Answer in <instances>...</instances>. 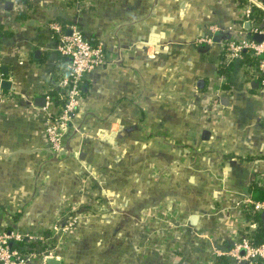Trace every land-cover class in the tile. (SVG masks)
I'll list each match as a JSON object with an SVG mask.
<instances>
[{"label": "crops", "instance_id": "0c3cea01", "mask_svg": "<svg viewBox=\"0 0 264 264\" xmlns=\"http://www.w3.org/2000/svg\"><path fill=\"white\" fill-rule=\"evenodd\" d=\"M53 21L106 58L60 151L37 105L67 68ZM263 29L264 0H0V230L65 214L52 264H250L232 247L258 229L236 202L264 187V86L224 43Z\"/></svg>", "mask_w": 264, "mask_h": 264}, {"label": "built area", "instance_id": "2783aa9c", "mask_svg": "<svg viewBox=\"0 0 264 264\" xmlns=\"http://www.w3.org/2000/svg\"><path fill=\"white\" fill-rule=\"evenodd\" d=\"M245 20L251 13L247 7ZM55 39L54 50L67 57V68L61 73L57 85L44 95L43 109L48 110L45 134L50 149L60 151L63 146V132L67 130L77 114L82 96L83 80L88 73L106 63L105 52L101 44H93L75 24L65 26L60 21L49 25ZM262 35L261 40L231 39L224 43L229 55L236 56L241 51H248L256 60L255 72L264 73V29L256 30ZM264 86V79L261 81ZM241 217L254 211L264 213V199L254 200L250 196L236 202ZM65 214H59L51 224L47 236L30 230H0V264H47V260L56 258L58 244L73 230L74 223L65 221ZM244 251L243 258L250 264H264V241L252 244L249 237H239L232 247L234 255ZM220 254L216 247L212 249V259L216 263Z\"/></svg>", "mask_w": 264, "mask_h": 264}, {"label": "trees", "instance_id": "16d2710c", "mask_svg": "<svg viewBox=\"0 0 264 264\" xmlns=\"http://www.w3.org/2000/svg\"><path fill=\"white\" fill-rule=\"evenodd\" d=\"M255 17V16H254ZM256 19H259L258 16H256ZM244 51H241L243 53ZM252 58V63L256 66V60L251 56ZM257 82L258 84L261 83L262 79H264V73H257ZM250 197L254 200H263L264 199V187L260 186L256 183L251 185L250 187ZM250 217H254L258 220L257 227L258 229L256 231H251L250 232V242L254 245L261 243L264 241V213L259 212V211H254L249 214Z\"/></svg>", "mask_w": 264, "mask_h": 264}, {"label": "water", "instance_id": "95a60500", "mask_svg": "<svg viewBox=\"0 0 264 264\" xmlns=\"http://www.w3.org/2000/svg\"><path fill=\"white\" fill-rule=\"evenodd\" d=\"M261 37H262V35L261 34H257V33H255L254 35H253V38L254 39H256V40H260L261 39ZM10 81L9 80H7V79H3V80H1L0 81V87L1 88H10ZM44 104V97H42V96H39L38 97V99H37V105H43ZM195 219H196V216H192L191 217V221H195ZM55 259H53V258H51V259H48L47 260V264H52V263H55L56 261H54Z\"/></svg>", "mask_w": 264, "mask_h": 264}]
</instances>
